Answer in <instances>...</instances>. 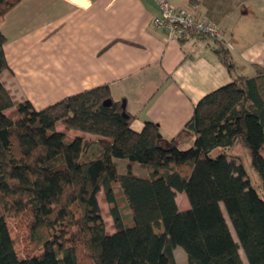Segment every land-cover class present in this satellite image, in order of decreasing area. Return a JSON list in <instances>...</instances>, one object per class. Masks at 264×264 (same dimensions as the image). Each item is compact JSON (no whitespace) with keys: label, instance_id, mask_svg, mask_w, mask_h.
I'll return each mask as SVG.
<instances>
[{"label":"trees","instance_id":"16d2710c","mask_svg":"<svg viewBox=\"0 0 264 264\" xmlns=\"http://www.w3.org/2000/svg\"><path fill=\"white\" fill-rule=\"evenodd\" d=\"M22 1L0 0V19ZM187 35L207 41L234 78L198 102L178 138L166 139L154 122L132 130L135 117L108 85L41 110L15 101L0 29V264H177V247L187 264H264V199L242 163L212 156L242 142L264 191V69L236 75L229 42L192 31L177 40ZM184 135L194 136L188 148ZM177 193L188 210H179ZM11 220L28 233L31 252L20 255Z\"/></svg>","mask_w":264,"mask_h":264},{"label":"crops","instance_id":"0c3cea01","mask_svg":"<svg viewBox=\"0 0 264 264\" xmlns=\"http://www.w3.org/2000/svg\"><path fill=\"white\" fill-rule=\"evenodd\" d=\"M166 1L222 27L236 51V75L255 76V65L264 69V0ZM158 15L156 0H23L0 19L12 71L4 82L15 101L28 100L37 110L108 85L113 101H125L135 117L132 130L140 133L150 121L166 139L178 138L198 102L234 76L207 41L192 35L170 41L153 23ZM181 141L188 148L194 136ZM133 167L147 174L144 166ZM176 200L180 211L189 209L184 193Z\"/></svg>","mask_w":264,"mask_h":264},{"label":"rangeland","instance_id":"374dc122","mask_svg":"<svg viewBox=\"0 0 264 264\" xmlns=\"http://www.w3.org/2000/svg\"><path fill=\"white\" fill-rule=\"evenodd\" d=\"M239 44H243V42L240 41ZM249 46L254 47L256 46V44H252V42L251 43L249 42ZM230 49L233 52V54H236V51L233 46H231ZM243 50H246V49H243ZM238 62L241 63L243 66L241 59H239ZM220 154H225L226 156L234 158L243 164L245 173L247 175V179L250 180L252 187L258 192L259 196L262 199H264V191L262 189L261 178L258 172L256 171V169L254 168V166L252 165V158H251V154L249 150L243 145V143L240 141H237L236 144L231 148H228L226 150L217 149L214 152H212L213 157H217ZM122 170L123 169H120L121 172ZM102 198H103V194L101 193L99 196V201H100V207L104 211L102 215H103L105 222H107L108 224V228H107L108 231L113 233V230L111 229L113 220L108 214V206L101 202ZM181 203L182 202L179 201L180 207H182ZM10 227L12 229V234H13L12 237H16L17 239V250L19 251L20 255L22 254L25 255L26 253L31 252L34 248L33 247L34 244L29 240L28 233L26 232V230H22V229L20 230V228L16 226V223L13 220L10 221ZM241 255H242L243 261L246 262L242 251H241ZM175 257L178 262L177 264H187V255L183 248L181 247L176 248Z\"/></svg>","mask_w":264,"mask_h":264},{"label":"built area","instance_id":"2783aa9c","mask_svg":"<svg viewBox=\"0 0 264 264\" xmlns=\"http://www.w3.org/2000/svg\"><path fill=\"white\" fill-rule=\"evenodd\" d=\"M156 1L159 15L153 19V23L164 30L170 41H176L178 37L189 31L226 41L222 27L218 24L206 18H196L191 11L172 6L166 0Z\"/></svg>","mask_w":264,"mask_h":264},{"label":"water","instance_id":"95a60500","mask_svg":"<svg viewBox=\"0 0 264 264\" xmlns=\"http://www.w3.org/2000/svg\"><path fill=\"white\" fill-rule=\"evenodd\" d=\"M104 105H105V106H111V105H112V101H111V100H107V101L104 102ZM122 108H123V110L126 109V103H125V101H123V103H122ZM123 116L126 117L127 115L124 114Z\"/></svg>","mask_w":264,"mask_h":264}]
</instances>
